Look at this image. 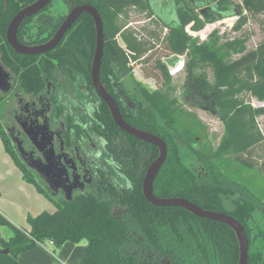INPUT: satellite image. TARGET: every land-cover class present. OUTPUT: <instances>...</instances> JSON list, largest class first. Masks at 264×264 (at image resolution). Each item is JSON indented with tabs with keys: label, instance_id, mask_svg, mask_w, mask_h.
Wrapping results in <instances>:
<instances>
[{
	"label": "trees",
	"instance_id": "16d2710c",
	"mask_svg": "<svg viewBox=\"0 0 264 264\" xmlns=\"http://www.w3.org/2000/svg\"><path fill=\"white\" fill-rule=\"evenodd\" d=\"M28 1L6 0V11L0 12V62L14 75L20 90L37 93L44 89L45 77L50 78L47 76L49 67H89L96 35L92 17L82 13L52 50L44 54H18L5 43V30L13 14ZM64 2L69 9L91 4L100 14L104 34L101 69L106 77L114 72V76H118L131 61L149 62L152 58L157 33L151 30L149 36L143 38L126 26L122 18H127L130 7L146 10L149 17H156L167 28L162 38L173 53H185L211 70L212 81L198 75L193 79L189 95L193 105L212 112L216 110L223 122V137L216 148L202 144L204 129L200 127L204 126L192 112L176 105V99L169 96L173 89L166 65L160 57L154 62L153 68L165 89L157 88L150 94L153 111L149 126L158 133L159 118L165 122L161 137L167 145V156L153 182V193L158 197H183L202 208L231 215L245 229L248 264H264V203L257 194L224 173L225 161L231 158L246 169H257L264 177V131L256 121L258 116L264 115V105L254 106L243 97L245 94L264 102V38L253 48H247L242 39L223 45L199 44L184 31L188 24L199 30L204 23L228 15L238 16L237 26L244 25L249 17L264 16V0H240V5L229 0H161L174 9V18H164L155 11L156 0ZM37 15L31 26V18L19 26L20 42L47 41L63 19L62 15L51 11ZM223 46L238 56L231 58V53L221 52ZM146 76H155V73H146ZM190 80L192 75L188 76L186 85ZM4 97L0 91L3 145L22 171L23 178L48 196L56 208L28 216V228L16 226L0 213V226L12 231L7 239L0 236V264H19V252L36 246V241L48 239L56 247L66 241H84V252L75 264H237L238 242L227 224L195 216L182 207L153 205L144 198L140 179L133 177L131 188L122 193V205L127 210L120 217L111 213V202L95 195H80L70 200L51 197L11 146L1 119ZM106 116L110 118L108 113ZM190 124L195 126L192 128ZM196 166L200 177L193 170ZM256 216L263 221L259 223ZM4 249L7 252H2Z\"/></svg>",
	"mask_w": 264,
	"mask_h": 264
},
{
	"label": "flooded vegetation",
	"instance_id": "af4514ba",
	"mask_svg": "<svg viewBox=\"0 0 264 264\" xmlns=\"http://www.w3.org/2000/svg\"><path fill=\"white\" fill-rule=\"evenodd\" d=\"M33 1L35 0L31 2ZM31 2L28 1L23 6ZM51 4L52 0L35 14L23 19L18 28L29 18L31 26L38 18L37 14L50 11ZM6 7V0H0V12L6 11ZM70 9L68 7V11ZM66 13L57 14L64 19ZM8 25L5 43L13 50L6 41ZM91 67L92 65L51 66L47 75L50 78L45 77V87L37 93L20 90L14 75L9 72L13 76L10 81L12 87L8 92L0 90L5 95L1 119L14 149L16 150L15 142H19L27 161L37 160L47 173L48 179L45 180L31 170L34 178L52 197L70 200L75 196L95 195L111 202V213L118 217L127 210L122 205V193L131 188L133 177L141 180L142 191L144 174L157 157L158 147L126 132L114 121L107 103L92 83ZM134 70L133 65H125L118 76H114V72L106 77L100 65L98 77L127 124L162 138L161 127L165 128L163 120H158V133L149 126L153 111L150 94L157 89H148L142 80L135 77ZM16 152L20 155L17 150ZM23 163L27 166V162ZM193 170L200 177L198 166ZM67 190L70 191L69 198L66 196Z\"/></svg>",
	"mask_w": 264,
	"mask_h": 264
},
{
	"label": "rangeland",
	"instance_id": "374dc122",
	"mask_svg": "<svg viewBox=\"0 0 264 264\" xmlns=\"http://www.w3.org/2000/svg\"><path fill=\"white\" fill-rule=\"evenodd\" d=\"M156 1L157 2L153 3L155 11L164 18L175 17L173 8L169 5H165L161 0ZM229 1L240 5V0ZM49 9L51 13L55 14H62L68 11L67 4L64 0H52ZM243 13L245 12L243 11ZM237 19L238 16L236 15L224 16L218 20L217 26L204 23L199 30H194L191 24H188L184 28V31L190 37L195 38L199 44L202 42H209L210 44L223 45L227 41L242 39L245 41L247 48L255 47V45L264 38V16L261 15L257 18L249 17L247 22L241 26H237ZM122 20H126V26L138 32L143 38H147L149 36L148 32L151 30L157 33L156 38H154L155 45L153 55L149 62H142V59L129 62V65H133L135 68V77L142 80L151 91L157 88L159 90L165 89L160 75L153 68L155 60L160 57L161 61L166 65L170 75L171 88L173 90H170L171 93L169 96L176 99L175 102L177 106L192 112L201 125L204 126L200 127L204 129L203 137H201L203 140L202 144L216 148L223 137V122L219 115H217L216 110L213 112L207 111L193 105L191 96L189 95V89H192L194 86L193 79L198 75H204L208 81H212L211 70L207 65H199L185 53L181 55L173 53L166 41L162 38L165 37L167 28L163 27L156 17H149L146 10L130 7L127 11V18H122ZM221 52L229 54L232 51L223 46ZM230 56L231 58H235L238 55L231 53ZM188 66H194V68H189ZM151 72H154L155 76H146V73ZM189 75H192V81L190 80L189 85H186ZM243 97L246 100H250L251 104L254 106L264 105V102H259L249 95L244 94ZM256 121L261 131H264V115L258 116ZM190 125L192 128L195 126L194 124ZM11 146L14 148L12 143ZM196 147H198V144H196ZM225 164V175L234 179L241 185H245L253 193L257 194L264 203L263 175L259 173L257 169H246L240 166L231 158H227ZM55 208V203L51 201L48 196L40 193L32 182L26 181L23 178L22 171L14 163L0 140V209L5 213L6 218L18 227L28 228V216H36L43 210L52 212ZM256 218L259 223L263 221L262 217L256 216ZM0 236L7 239L9 236H12V231L7 226H0ZM81 243H83V241H81ZM46 246L52 253L56 250L53 245L46 243Z\"/></svg>",
	"mask_w": 264,
	"mask_h": 264
},
{
	"label": "water",
	"instance_id": "95a60500",
	"mask_svg": "<svg viewBox=\"0 0 264 264\" xmlns=\"http://www.w3.org/2000/svg\"><path fill=\"white\" fill-rule=\"evenodd\" d=\"M51 0H35L25 6H23L11 19L9 22L7 31H6V41L7 43L13 48V50L20 54L26 55H35L46 53L53 49L63 38L65 32L72 26V24L79 18L82 13H88L92 19L95 28V50L92 57V67H91V79L92 83L99 93L101 98L107 103L111 116L114 121L126 132L133 134L135 137L140 138L144 141H147L151 144H154L158 147V155L157 157L150 163L148 166L143 180H142V193L144 198L156 206H178L182 207L189 213L210 219L215 220L218 222H222L227 224L234 232L236 240L238 242V261L237 264H248V238L246 236V232L242 224L236 220L231 215L211 209H205L199 206L198 204L190 201L189 199L183 197H158L153 193V182L154 178L164 162L167 149L166 144L162 138L159 136L139 130L127 124L120 116L118 108L110 96V94L105 90L104 86L101 84L98 72L101 65V58L103 54V41H104V34H103V22L101 19L100 14L98 13L97 9L91 4H82L77 5L71 8L64 16V19L54 32L53 36L49 38L47 41L41 44L35 45H27L22 44L18 41L16 37V31L20 22L35 14L42 8H44ZM13 76L3 67L0 62V90L3 92H8L11 87V80ZM14 141V140H13ZM16 143V150L19 152L20 158L23 159L24 162H27L28 168L37 172L40 177L44 178L45 180L48 179L47 173L44 172L43 168L40 167L37 160H32L33 162H28V158L26 157L24 150L22 149L19 142ZM35 163L37 165H35ZM70 191H66V196L69 198ZM2 252H7V249L2 250Z\"/></svg>",
	"mask_w": 264,
	"mask_h": 264
},
{
	"label": "crops",
	"instance_id": "0c3cea01",
	"mask_svg": "<svg viewBox=\"0 0 264 264\" xmlns=\"http://www.w3.org/2000/svg\"><path fill=\"white\" fill-rule=\"evenodd\" d=\"M1 140V138H0ZM1 144L2 140H1ZM0 213L5 217V213L0 209ZM54 246V245H53ZM54 253L45 250L40 246L18 253L19 264H75L82 256L85 243L66 241L62 246L56 247Z\"/></svg>",
	"mask_w": 264,
	"mask_h": 264
},
{
	"label": "built area",
	"instance_id": "2783aa9c",
	"mask_svg": "<svg viewBox=\"0 0 264 264\" xmlns=\"http://www.w3.org/2000/svg\"><path fill=\"white\" fill-rule=\"evenodd\" d=\"M217 22L218 21H215V22H212V23H210V24H212V26H217ZM46 243H48V244H50V245H54L53 244V241L52 240H46V241H36V245L37 246H40V247H42V248H44L45 250H47V251H49V252H51L49 249H48V247L46 246Z\"/></svg>",
	"mask_w": 264,
	"mask_h": 264
}]
</instances>
